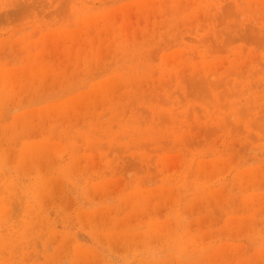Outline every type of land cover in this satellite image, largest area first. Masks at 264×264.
<instances>
[{
  "label": "rangeland",
  "instance_id": "obj_1",
  "mask_svg": "<svg viewBox=\"0 0 264 264\" xmlns=\"http://www.w3.org/2000/svg\"><path fill=\"white\" fill-rule=\"evenodd\" d=\"M0 264H264V0H0Z\"/></svg>",
  "mask_w": 264,
  "mask_h": 264
},
{
  "label": "bare ground",
  "instance_id": "obj_2",
  "mask_svg": "<svg viewBox=\"0 0 264 264\" xmlns=\"http://www.w3.org/2000/svg\"><path fill=\"white\" fill-rule=\"evenodd\" d=\"M136 205V204H135ZM168 231V230H167Z\"/></svg>",
  "mask_w": 264,
  "mask_h": 264
}]
</instances>
